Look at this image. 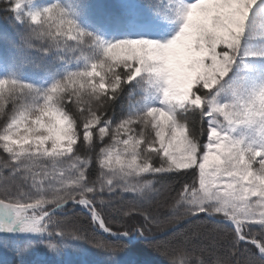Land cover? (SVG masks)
Instances as JSON below:
<instances>
[{"label":"snow or ice","instance_id":"1","mask_svg":"<svg viewBox=\"0 0 264 264\" xmlns=\"http://www.w3.org/2000/svg\"><path fill=\"white\" fill-rule=\"evenodd\" d=\"M8 9L18 31L0 34L12 51L0 57V233L57 251L83 238L65 227L79 208L108 234L93 246L113 260L140 238L165 264H264V0H145L127 21L136 38L113 39L63 0ZM28 67L39 83L17 75ZM166 174L188 178L176 219L223 231L226 251L198 232L161 243L147 209L116 208L143 217L119 227L98 210L122 194L150 199Z\"/></svg>","mask_w":264,"mask_h":264},{"label":"trees","instance_id":"2","mask_svg":"<svg viewBox=\"0 0 264 264\" xmlns=\"http://www.w3.org/2000/svg\"><path fill=\"white\" fill-rule=\"evenodd\" d=\"M145 3V0H141ZM41 3L46 0H40ZM9 0H0V34H7L14 37L18 31V25L14 23L15 13L8 9ZM64 5L77 13L78 22L85 28L102 34L104 30H110L112 25H119V12L112 8L116 5L106 6L104 0H63ZM81 3L86 5V11L81 10ZM12 55V51L7 49L3 42H0V57ZM15 71V69H13ZM4 71L0 69V78ZM17 75L23 79H34L39 83V78L44 73L33 68H25L17 71ZM121 106L115 109V116L119 118ZM187 177H178L173 174H166V178L156 185V191L150 193V199H133L130 194H122L113 200V207L108 206L106 200L104 205L98 204L101 214L113 224L119 227L121 223L137 224L143 222V217L129 221L126 217L121 219L117 214L116 208L135 206L141 210H150L155 217L151 222L150 235L157 236L159 233L169 229V227L181 225L170 233L157 237L161 243H175L182 239L185 234L198 232L200 238L197 243L206 247H215L220 253L227 249L229 240L224 238V232L214 230V226L203 220H193L191 223H183L177 220V212L171 206L174 204L173 197L176 196V189ZM14 182L9 181L7 186L12 187ZM18 183V181L16 182ZM6 184L0 179V192H3ZM118 202V203H117ZM71 221V223H67ZM67 230L80 229L81 240H68L63 246L53 251L41 242L40 238L33 237L31 245L22 236H0V264H165L163 257L156 255L144 242V240L131 242L128 247L115 257L114 260L104 252L94 248L95 240H103L107 237L99 233L91 223L90 217L83 209H73L65 222ZM213 236L215 237L213 239ZM26 247V251L18 254L16 241ZM56 241H53L55 243ZM243 248H251V245H242Z\"/></svg>","mask_w":264,"mask_h":264},{"label":"rangeland","instance_id":"3","mask_svg":"<svg viewBox=\"0 0 264 264\" xmlns=\"http://www.w3.org/2000/svg\"><path fill=\"white\" fill-rule=\"evenodd\" d=\"M124 2L126 3H130L126 0H123ZM135 6H138L136 3H134L131 8H130V11L135 7ZM128 32H129V35H134V36H131L132 38H136L137 36V33L133 30V28L131 26H129V29H127ZM171 33L170 32H152V33H144V35L150 37V38H162L163 36H166V35H170ZM122 36H124L123 34H120ZM128 36V35H127ZM119 38H123V37H119ZM15 235L17 236H22V234H19V233H14Z\"/></svg>","mask_w":264,"mask_h":264},{"label":"water","instance_id":"4","mask_svg":"<svg viewBox=\"0 0 264 264\" xmlns=\"http://www.w3.org/2000/svg\"><path fill=\"white\" fill-rule=\"evenodd\" d=\"M174 228H176V226L175 227H172V228H169L168 230L162 232L160 235L167 234V233L171 232ZM135 239H140V238H135ZM132 240H134V239H132Z\"/></svg>","mask_w":264,"mask_h":264}]
</instances>
